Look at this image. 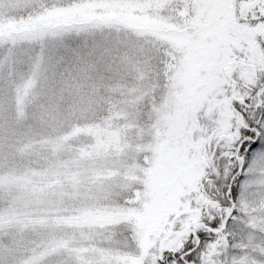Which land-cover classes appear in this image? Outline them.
I'll list each match as a JSON object with an SVG mask.
<instances>
[{"label": "snow or ice", "instance_id": "snow-or-ice-1", "mask_svg": "<svg viewBox=\"0 0 264 264\" xmlns=\"http://www.w3.org/2000/svg\"><path fill=\"white\" fill-rule=\"evenodd\" d=\"M0 264H264V0H0Z\"/></svg>", "mask_w": 264, "mask_h": 264}]
</instances>
